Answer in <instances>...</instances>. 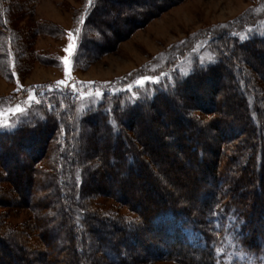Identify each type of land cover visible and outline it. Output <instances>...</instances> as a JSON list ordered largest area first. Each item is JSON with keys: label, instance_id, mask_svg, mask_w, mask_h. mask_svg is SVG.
I'll list each match as a JSON object with an SVG mask.
<instances>
[{"label": "trees", "instance_id": "1", "mask_svg": "<svg viewBox=\"0 0 264 264\" xmlns=\"http://www.w3.org/2000/svg\"><path fill=\"white\" fill-rule=\"evenodd\" d=\"M85 3L74 26V63L84 66L92 62L90 45L106 51L92 36L111 40L104 32L108 27L121 37L122 24L128 34L151 17L146 9L158 7L146 0ZM22 6V0H0L1 76L12 77L14 70L20 74L23 64L38 59L30 33L65 35L45 22L30 32L18 28ZM107 13L113 14L109 21L103 19ZM220 28L185 43H213L215 61L162 78L187 52L173 45L142 69L110 82L96 105L83 111L78 90L50 92L48 83L30 88L38 100L31 114L0 131V165H13L1 172L0 182L22 190L18 204L40 217L15 228L0 213V249L16 248L25 264L34 261L29 250L39 251L40 264H264V23L245 28L238 37L231 28ZM139 73L158 79L129 90ZM205 92L207 105L201 104ZM223 105L237 109L227 111ZM144 123L154 135L139 139ZM89 128L92 142L86 141ZM209 129L217 136L206 138ZM102 140L106 143L99 149ZM154 145L175 148L173 160L189 166L193 177L183 191L176 190L169 170L156 168L157 175L149 169L148 163L161 162L163 153ZM21 149L28 164H19ZM98 163L100 168L90 166ZM142 181L147 187L138 191ZM97 196L114 199L129 213L104 214L94 202ZM7 199L0 197V207L10 205ZM16 257L12 264H19Z\"/></svg>", "mask_w": 264, "mask_h": 264}, {"label": "rangeland", "instance_id": "2", "mask_svg": "<svg viewBox=\"0 0 264 264\" xmlns=\"http://www.w3.org/2000/svg\"><path fill=\"white\" fill-rule=\"evenodd\" d=\"M158 1L146 0V2H156L158 7L146 9L147 15L150 14L149 16L151 17L146 19L144 25L137 27V29L132 32L127 34L126 31L128 28L122 24V28L125 30L124 35L121 37H118V35L114 37L112 30L108 27L104 29V32L106 36H111V40H107V42L106 39L98 40L102 35L96 38L92 36L94 40L97 39L96 42H102V45H105L104 49L106 51L102 52L101 50H96L90 45L88 51L92 54V62L84 66L85 63L81 61V65H76L74 63V54L77 47L74 26L76 18L79 19L83 16L86 0H22L23 12L17 16L16 21L18 28L26 30L25 32H30L33 26L36 27L38 23L45 22V24L50 23L62 28L65 35L59 39L44 31L41 34L30 33L29 43L31 49L38 53V59L29 62V64H23L20 74L14 70V72H11L12 77L9 75H0V111L3 112L7 125H10L0 126V131L13 129L21 118L23 119V117L31 114L29 111L32 107L34 109L38 101L30 92L32 86L48 83L50 84V87H48L50 92L60 88H68L74 91L78 90V109L79 111H83L96 105L102 96L101 91H103L110 82L116 79H122L131 72L142 69L148 62L156 56H160L161 53L168 51L173 45H182L180 49H186L187 52L184 54L183 58H180L179 63L168 70L162 78L171 76L174 71L182 73L188 72L197 62L207 65L215 61L216 56L213 43L211 44L205 41L199 44L195 43L194 45L193 42L185 44L188 38H193L200 34L202 35L210 30L213 32L221 31V26L231 28L230 32L234 34L233 36L238 37L239 35L235 36V34H240L242 31L244 32L245 28H256L260 26L261 23H264V0H172L168 4ZM119 4H121L120 6H124L122 2ZM111 17H113V14L107 13L103 16V19L105 18L109 21ZM70 43L73 47L69 51H66ZM221 49L225 50L224 47H221ZM39 56H41V58ZM50 60H54L55 63L50 62ZM154 63L155 62H152V64ZM253 63L257 66L260 62L253 59ZM9 66L12 67L11 62ZM152 67L157 66L154 65ZM234 71H236V69ZM236 73L239 75V71ZM157 79L150 77L147 73H139L127 88L131 91L135 88L141 89L147 82L153 83L156 82ZM138 81L143 82L138 83ZM210 85L211 84L207 85L208 89H210ZM213 91L214 90H212V94ZM25 92L28 93V97L23 100L21 98L18 99L19 96L22 97L21 93L24 94ZM218 93L223 94L224 91L220 90ZM204 96L205 98H203L202 103H200L207 105L206 96H208V93L205 92ZM17 106L22 108L23 112H9L10 109H15ZM222 108L227 111L237 109L236 106L230 107L228 105H223ZM200 115L201 113H198L197 117H200ZM156 119L158 120L159 129L164 130L165 128L162 124L161 117L158 116ZM140 131L141 138L139 139H143L144 136L151 137L154 135L152 130L147 129L145 123L141 125ZM87 132L86 141L90 140V142H92L93 139L89 137L90 128L89 130L87 129ZM188 132L192 133V131ZM204 135L206 138L208 137V139L217 136L215 131H210V129L208 133ZM98 139L99 138H97V140ZM83 142H85V140H83ZM105 143V140L97 142L98 148L102 149ZM37 146L38 145L35 147ZM153 147L154 149H162L163 153L159 156L161 162L155 160L148 163L149 169L155 174L158 172L156 168L169 170L171 174L169 177L175 181L176 190H179V192L183 191L188 185L187 183L193 177L192 174L189 173V166H180L181 163L179 164V161L176 159L173 160L175 148L159 147V145H154ZM23 150L24 149H21L20 151L21 156L19 164H28V159ZM35 153L36 152H34V154ZM88 153L93 154V152ZM96 155L99 154L96 153L94 156L97 157ZM192 163H194V161H192ZM90 166L93 169L100 168L98 167L99 163L97 165L91 164ZM12 168V164L0 165V174L1 172L3 173L5 169L10 170ZM144 179L145 178H143V180ZM156 181L159 182L158 180ZM94 183L95 182H92L91 185L94 186ZM144 186L147 187L144 181L138 183L137 190L139 191V189L144 188ZM20 191L22 190L17 191L13 189L11 185L3 181L0 182V197L3 196L5 200L8 198L7 201L10 204H8L10 207H0V213L5 214V222L9 226L15 228L20 226L22 228L23 225L28 226L33 218L36 219L40 217H38L39 214L32 208L18 204L21 203L22 200ZM5 196H7V198ZM94 202L97 203L99 209L107 215H111L116 211L125 214L129 213L128 209L122 207L112 198L97 196ZM51 233L55 238L58 237L56 231L52 230ZM14 236L23 239L22 237H24V234L16 233ZM30 239L29 237L26 238L28 241ZM21 244L27 246V243L23 240ZM90 250L93 251V248L91 247ZM29 251L30 259L35 261H33V264H40L41 260L37 258V252L39 251ZM7 252L12 254V256H7ZM15 257L19 264H25L23 259L19 258L16 248L12 247L6 250L3 248L0 249V264H12L13 261H15ZM151 264L178 263L154 262Z\"/></svg>", "mask_w": 264, "mask_h": 264}, {"label": "snow or ice", "instance_id": "3", "mask_svg": "<svg viewBox=\"0 0 264 264\" xmlns=\"http://www.w3.org/2000/svg\"><path fill=\"white\" fill-rule=\"evenodd\" d=\"M89 3L91 4V0H89ZM73 47V45L70 43L69 44V48L66 49V51H69L71 48ZM146 79H151V78H146ZM143 81H138V83H142ZM63 83V82H61ZM34 99V97H33ZM23 112V109L20 108L19 106H17L15 109H10L9 112ZM0 126H10V125H7V122L5 121L4 119V115H3V112L0 111Z\"/></svg>", "mask_w": 264, "mask_h": 264}]
</instances>
